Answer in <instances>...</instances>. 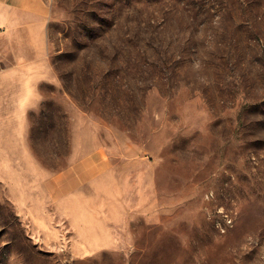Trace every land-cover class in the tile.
<instances>
[{"label": "rangeland", "instance_id": "obj_1", "mask_svg": "<svg viewBox=\"0 0 264 264\" xmlns=\"http://www.w3.org/2000/svg\"><path fill=\"white\" fill-rule=\"evenodd\" d=\"M45 1L13 188L23 160L0 159V264H264V0ZM95 150L104 215L80 248L28 213L40 180Z\"/></svg>", "mask_w": 264, "mask_h": 264}, {"label": "crops", "instance_id": "obj_2", "mask_svg": "<svg viewBox=\"0 0 264 264\" xmlns=\"http://www.w3.org/2000/svg\"><path fill=\"white\" fill-rule=\"evenodd\" d=\"M49 15L45 0H0V64H5L0 66V159L23 160L12 174V188L24 162L32 158L25 145L26 115L40 101L37 84L42 80L39 70L48 60ZM10 138L16 144L12 156L4 145ZM2 167L0 162L1 174ZM108 175L110 164L105 152L95 150L40 180L43 196L33 202L28 215L41 230H48L55 218L65 222L75 244L89 248L86 232L103 212L98 188ZM29 206L26 202L27 210Z\"/></svg>", "mask_w": 264, "mask_h": 264}]
</instances>
